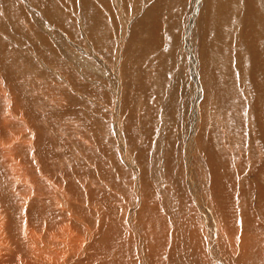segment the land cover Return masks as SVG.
<instances>
[{"label":"rangeland","instance_id":"374dc122","mask_svg":"<svg viewBox=\"0 0 264 264\" xmlns=\"http://www.w3.org/2000/svg\"><path fill=\"white\" fill-rule=\"evenodd\" d=\"M197 75L206 81L202 91ZM255 90L262 106L264 0H0V118L10 115L28 144L17 155L65 167L71 183L78 182L74 176L110 171L102 178L112 191L118 183L113 194L125 206L136 200L140 168L151 185L145 197L154 196L149 200L163 214L164 189L186 211L195 207L182 180L185 157L200 187L196 194L213 207L209 162L224 164L228 185L238 171L242 177L264 170V155L255 157L260 163L253 170L246 159ZM195 101L203 108L195 128L201 142L186 156ZM227 128L241 140L231 141ZM121 145L136 170L124 162Z\"/></svg>","mask_w":264,"mask_h":264},{"label":"bare ground","instance_id":"6f19581e","mask_svg":"<svg viewBox=\"0 0 264 264\" xmlns=\"http://www.w3.org/2000/svg\"><path fill=\"white\" fill-rule=\"evenodd\" d=\"M197 78L201 83L199 88H203L202 82L206 81H201L198 75ZM254 81L252 82L255 83ZM201 91L197 90L198 96ZM259 92L254 91L253 94H257V97L251 104L252 107L249 106L248 109L250 114L252 112L254 114L252 120L251 118L250 121L248 120L250 123L247 122L249 148L247 152L245 150L250 165L248 168L251 170L260 163L255 157L263 159L264 155L262 151L264 104L262 106H260L261 102L260 105L258 104ZM200 98L202 97L199 96L197 101ZM197 101L193 108L194 128H191V136L187 140L186 156L193 151L194 146L199 148L201 142H198L195 128L200 122L197 109L203 108L197 106ZM9 116L4 115L0 118L5 119L0 127V165L2 166L0 187H4L0 190V264H264V183L261 180L264 177V170L256 169L254 175L250 176L247 173L242 174V177L238 171L237 176L235 175L237 182L233 181L230 186L224 178L226 173L224 164L221 162L222 165L219 166L217 162H209L207 164L211 179L209 196L215 206L213 207L207 197L196 194V190L200 187L189 173L192 171V163L185 157L189 163L186 162L188 165L186 177L183 175L185 178L183 179L180 174L179 176L186 181V187L188 186L192 193L195 207L186 211L187 205L184 209L181 203L179 204L177 199L169 191L166 193L164 189L165 193L160 190L166 204L163 214L159 206L149 200L154 196H148L147 201L145 190L151 185L145 186V175H142L140 168L138 170L140 182L134 183L133 189L136 200L127 201L125 206L124 201L113 194L114 191L118 193V187H115L118 183L114 185L112 191L113 186L110 182L102 178L110 171L101 170L99 167L101 172L105 171L102 175L96 171L98 176L95 177L85 174L74 176L78 182L74 180L71 183V178L69 179L66 172H63L65 167L62 168L63 170L60 169L61 167L57 169L56 166L51 169L47 167L50 165L49 162L45 164L48 160L43 166L42 160L39 158L37 161L33 155L32 158L30 156L27 158V155L26 158L18 156V152L28 144L26 140H20V130L18 133L16 127L13 130L17 125ZM231 131L233 130L228 132L227 128L223 134H228L231 141L241 140L238 134L236 136L235 132ZM9 135L12 138L7 139ZM123 148H121L123 155H126H122L124 162L136 170L134 165L128 163L132 160L131 156L129 157L130 152ZM204 148L200 149L204 150ZM233 148L230 149L233 151ZM253 148H255L254 155L251 154ZM27 153L30 152L27 150ZM206 153L209 155L208 151ZM208 155L205 154V157H209ZM88 160L86 161L90 162ZM103 164L102 159L97 166L102 167ZM109 168L111 169L112 166ZM122 174L124 176L123 172ZM161 179L156 177L155 180L162 184ZM244 179H247L249 184H246ZM75 182L80 183V188ZM100 183L104 185L103 190L97 187ZM80 190L82 193L84 191L83 196L86 197L81 198ZM254 193L258 194L256 203L253 202ZM196 209L199 210V214ZM260 210L262 215L259 218L257 216L260 215Z\"/></svg>","mask_w":264,"mask_h":264}]
</instances>
